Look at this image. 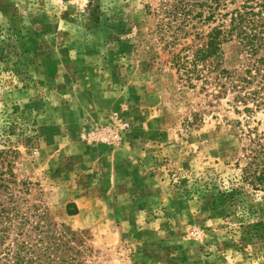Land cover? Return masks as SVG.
Masks as SVG:
<instances>
[{"label": "rangeland", "instance_id": "374dc122", "mask_svg": "<svg viewBox=\"0 0 264 264\" xmlns=\"http://www.w3.org/2000/svg\"><path fill=\"white\" fill-rule=\"evenodd\" d=\"M162 2L0 0V173L80 263L264 264V192L237 166L264 111L183 80L195 34Z\"/></svg>", "mask_w": 264, "mask_h": 264}, {"label": "trees", "instance_id": "16d2710c", "mask_svg": "<svg viewBox=\"0 0 264 264\" xmlns=\"http://www.w3.org/2000/svg\"><path fill=\"white\" fill-rule=\"evenodd\" d=\"M162 1L159 10L169 17L162 27L174 28L173 39L186 30L185 36L195 34L192 45L173 54L183 80L215 84L217 98L234 93L245 112L264 111V0ZM226 44L238 49L232 68L225 67ZM245 138L237 162L241 181L264 192V123L262 130L248 129ZM12 175L0 173V264H83L76 259V232L47 211L25 206Z\"/></svg>", "mask_w": 264, "mask_h": 264}]
</instances>
